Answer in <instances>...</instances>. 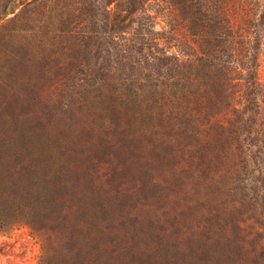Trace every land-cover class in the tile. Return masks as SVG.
Returning a JSON list of instances; mask_svg holds the SVG:
<instances>
[{"label":"rangeland","instance_id":"rangeland-1","mask_svg":"<svg viewBox=\"0 0 264 264\" xmlns=\"http://www.w3.org/2000/svg\"><path fill=\"white\" fill-rule=\"evenodd\" d=\"M0 264H264V0H0Z\"/></svg>","mask_w":264,"mask_h":264}]
</instances>
